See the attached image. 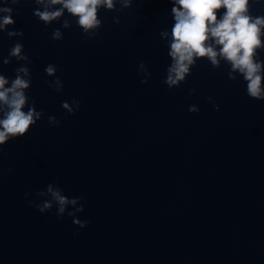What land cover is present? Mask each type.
Segmentation results:
<instances>
[{
    "label": "water",
    "instance_id": "1",
    "mask_svg": "<svg viewBox=\"0 0 264 264\" xmlns=\"http://www.w3.org/2000/svg\"><path fill=\"white\" fill-rule=\"evenodd\" d=\"M2 6L14 9L10 28L24 33L28 95L44 115L0 152V264H264V100L206 58L168 89V0L98 8L101 38L91 39L70 17V28L45 26L33 15L43 7L35 0ZM253 11L264 14V0ZM56 28L63 39H51ZM15 42L0 32V72L9 77L19 65L2 61ZM48 63L58 66L60 92L46 83L54 79ZM72 99L80 109L68 114L61 102ZM50 182L84 198L77 218L86 228L31 206L49 198L35 193Z\"/></svg>",
    "mask_w": 264,
    "mask_h": 264
},
{
    "label": "clouds",
    "instance_id": "2",
    "mask_svg": "<svg viewBox=\"0 0 264 264\" xmlns=\"http://www.w3.org/2000/svg\"><path fill=\"white\" fill-rule=\"evenodd\" d=\"M262 0H168L171 5L170 15L174 21L170 30L163 35L168 37L166 44L167 56L170 62L165 71L163 83L169 90L178 88L191 75L192 68L201 59L206 60L212 68H218L222 63L228 66L227 76L230 80L242 79L245 83L246 94L250 98L264 100V14H256L253 5ZM19 4L20 0H0V4ZM42 8H34L33 15L45 26L52 22H61L64 29L70 28V20L82 31L83 38L92 36L101 38L100 28L102 20L97 18L98 8L109 10H123L131 7L133 0H35ZM121 7L117 9L116 4ZM59 5L58 7H54ZM14 9L0 7V32L16 38L2 63L8 65L14 59L18 63L14 77L0 72V152L3 146L11 140L24 137L38 121L43 118L44 109L37 110L35 101L28 95L32 84V75L28 65L31 58L24 51L21 42L22 30L10 28L15 24ZM114 23H119V17H113ZM51 39H63L61 28L51 32ZM58 66L48 63L44 72L48 77L46 83L56 92L63 89V81L57 76ZM138 71L143 73L141 83H147L151 73L146 64L141 61ZM195 89H189V93ZM215 110L219 104L207 98ZM81 102L72 99L61 102V107L68 114L79 111ZM188 111L199 112L196 104H190ZM50 125L59 126L61 121L54 115L47 117ZM11 172L12 169L7 170ZM47 192L38 190L35 196H48L41 201L29 199L31 206L41 214L51 212L55 208L56 219L65 215L72 218V223L80 229L88 226V220L77 218V214L84 212V198L82 196H68L58 182L46 185ZM27 199L30 193H24ZM79 206L66 211L68 205ZM75 235V233H74Z\"/></svg>",
    "mask_w": 264,
    "mask_h": 264
}]
</instances>
